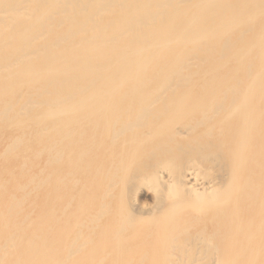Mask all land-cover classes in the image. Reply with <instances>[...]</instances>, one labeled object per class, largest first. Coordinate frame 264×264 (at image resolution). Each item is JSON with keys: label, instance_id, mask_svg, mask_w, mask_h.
I'll return each instance as SVG.
<instances>
[{"label": "bare ground", "instance_id": "obj_1", "mask_svg": "<svg viewBox=\"0 0 264 264\" xmlns=\"http://www.w3.org/2000/svg\"><path fill=\"white\" fill-rule=\"evenodd\" d=\"M0 264H264V0H0Z\"/></svg>", "mask_w": 264, "mask_h": 264}, {"label": "rangeland", "instance_id": "obj_2", "mask_svg": "<svg viewBox=\"0 0 264 264\" xmlns=\"http://www.w3.org/2000/svg\"><path fill=\"white\" fill-rule=\"evenodd\" d=\"M10 141V140H9ZM11 144V143H10ZM8 147V148H7ZM10 147V148H9ZM12 147H14V145H9V144H7V146L6 145H4L3 146V151H5V155H3V159L5 158V156H10L11 155V148ZM6 148V150H4ZM9 149V150H8ZM6 151H8V152H6ZM18 174H20V172H17ZM6 177H11V175H6ZM17 177H20V175L19 176H17ZM25 182H27V181H25ZM4 187V188H3ZM2 188L5 190V191H7V193H9L8 192V190L9 189H11L12 188V182H9V183H6V182H3V186H2ZM9 199V198H8ZM29 201H30V199H26V200H24V206H28V204H29Z\"/></svg>", "mask_w": 264, "mask_h": 264}]
</instances>
